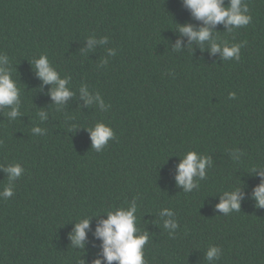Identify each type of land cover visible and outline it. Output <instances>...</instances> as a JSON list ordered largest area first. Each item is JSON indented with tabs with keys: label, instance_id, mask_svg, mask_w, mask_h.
I'll use <instances>...</instances> for the list:
<instances>
[{
	"label": "trees",
	"instance_id": "trees-1",
	"mask_svg": "<svg viewBox=\"0 0 264 264\" xmlns=\"http://www.w3.org/2000/svg\"><path fill=\"white\" fill-rule=\"evenodd\" d=\"M245 2L249 25L214 29L221 42L243 43L236 61L179 31L203 24L183 0H0V53L21 89V115L0 111V165L25 168L13 196L0 199V264H107L95 229L106 210L133 197L138 227L149 234L147 264H264V207L252 197L264 179V0ZM41 54L70 78L75 95L60 106L36 74ZM97 122L115 132L101 152L87 129ZM190 150L211 163L199 190L185 193L175 176ZM6 183L0 170V191ZM234 187L240 210L225 215L215 206ZM165 207L179 224L174 235L158 215ZM85 216L79 248L70 234ZM211 245L221 255L209 262Z\"/></svg>",
	"mask_w": 264,
	"mask_h": 264
},
{
	"label": "clouds",
	"instance_id": "clouds-1",
	"mask_svg": "<svg viewBox=\"0 0 264 264\" xmlns=\"http://www.w3.org/2000/svg\"><path fill=\"white\" fill-rule=\"evenodd\" d=\"M184 5L191 10L192 15L203 22L202 26L195 28L191 24L179 26V31L188 37L189 41H195L202 47L207 42L210 46L211 53H221L223 60L239 61L240 50L244 46L243 43H229L228 41H219L218 33L214 31L215 26L223 24L228 32H232L234 28L247 26L252 21V16L249 14V7L245 0H229L228 5H225V0H183ZM89 43L94 42V36L86 37ZM108 37H101V43L107 42ZM180 41L175 45L176 51L180 50ZM110 55L115 56L116 50H110ZM33 65L36 74L45 85H52L50 89L51 99L56 106L62 105L69 97L75 93L68 87V77L61 78L60 73L52 65L46 54H41L33 60ZM81 97L85 99L86 104H91V98L87 91V85L80 88ZM21 89L17 81L12 77L11 62L9 57L0 53V111L9 109L6 112L9 120H15L19 115L21 106ZM235 98V93H229V99ZM99 100V95H97ZM101 110H106L110 105H105L100 101ZM40 121L44 122L47 114L43 111L38 113ZM76 127L75 125L69 128V131ZM91 133L92 148L96 152H101L107 145L110 139H115V132L103 122H97L93 127L87 128ZM34 135H44L46 129L40 126H34L31 129ZM211 161L208 155L198 153L197 151H187L180 159L177 165L175 176L176 184L180 186L185 193H190L194 189L199 190L200 181L207 178L206 169ZM0 170L7 173V183L3 185V190L0 191V199L7 200L14 194V181L20 179L25 168L19 163H10L7 166L0 165ZM251 170L255 171L254 166ZM264 177V170L258 173ZM253 199L258 207H264V179L257 185L252 193ZM242 194L239 188L234 187L232 190L223 191L220 203L215 207L225 215L232 211L240 210V201ZM138 197L127 203V206H121L106 210L107 219L99 222L95 229V237L102 240V256L107 264H112L117 261L118 264H147L144 258V246L149 241L147 231H142L138 227ZM163 220L164 229L170 230L169 235H174L179 227L175 212L171 208H162L158 213ZM90 218L85 216L79 219L74 226L73 234H70L74 246L84 248L86 240V230H89ZM206 260L212 262L219 260L221 249L211 245L206 251ZM79 264H84L80 260ZM93 264H102L101 259L97 258Z\"/></svg>",
	"mask_w": 264,
	"mask_h": 264
}]
</instances>
